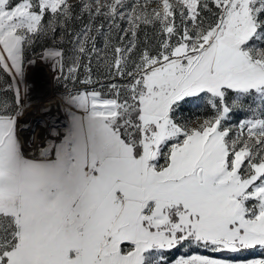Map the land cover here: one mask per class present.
Masks as SVG:
<instances>
[{"label":"snow or ice","instance_id":"snow-or-ice-1","mask_svg":"<svg viewBox=\"0 0 264 264\" xmlns=\"http://www.w3.org/2000/svg\"><path fill=\"white\" fill-rule=\"evenodd\" d=\"M38 61L68 123L30 156ZM198 102L210 114L182 115ZM183 247L264 249V0H0V264H170Z\"/></svg>","mask_w":264,"mask_h":264},{"label":"rangeland","instance_id":"rangeland-1","mask_svg":"<svg viewBox=\"0 0 264 264\" xmlns=\"http://www.w3.org/2000/svg\"><path fill=\"white\" fill-rule=\"evenodd\" d=\"M40 50V46L37 45L36 51ZM28 78L32 88L28 97L29 106L21 118L20 139L24 145V151L30 156H35L39 154L42 146H46L47 141L52 140L58 143L60 134L67 126L68 115L65 111L67 105L62 100V95L66 90L63 83L58 84L53 79L49 67L40 64L39 61L35 68L29 69ZM103 82L105 81L101 77V83ZM208 114H210V109L203 102L189 103L182 108V115L192 120ZM244 118L242 113H237L233 116V123ZM193 254L212 255L232 261H245L264 258V249H250L241 253H213L202 248L183 247L166 251L170 264L180 256Z\"/></svg>","mask_w":264,"mask_h":264},{"label":"bare ground","instance_id":"bare-ground-1","mask_svg":"<svg viewBox=\"0 0 264 264\" xmlns=\"http://www.w3.org/2000/svg\"><path fill=\"white\" fill-rule=\"evenodd\" d=\"M34 156V155H33ZM36 156V155H35Z\"/></svg>","mask_w":264,"mask_h":264}]
</instances>
